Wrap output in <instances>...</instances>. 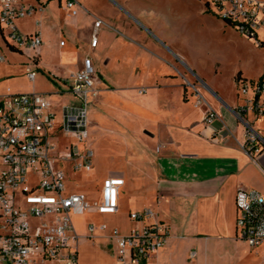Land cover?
I'll return each instance as SVG.
<instances>
[{"label": "crops", "instance_id": "1", "mask_svg": "<svg viewBox=\"0 0 264 264\" xmlns=\"http://www.w3.org/2000/svg\"><path fill=\"white\" fill-rule=\"evenodd\" d=\"M66 1L28 2L27 4L35 5L37 9L33 14L16 20V25L22 32L40 33L43 44L38 50L32 49L31 66L53 78L54 84L51 86L52 91L37 90L35 83L33 90L13 92H39L46 95L56 113L54 139L59 149L64 150L72 139L58 132L62 108L76 105L79 101L71 90L70 76L79 70L84 57L89 55L97 70L100 94H103V108L93 113L91 130V107L89 110L88 140L90 138L91 148L92 145L96 147V164L103 156L108 155L101 144L103 136L99 134L103 132V124L113 121L117 123L118 138L122 144L119 153L112 157L111 165L117 171L102 178L99 187L96 182L82 186L76 178L78 175L88 176L95 171L93 158L90 172H69L66 180L68 190L83 192L90 202H95L100 199L101 188L107 177L122 178L117 213H120L123 206L122 195H129L133 200L131 203L135 205V209L128 212L129 220L130 212L145 209L152 211L143 220H131L136 222V227L163 223L168 228L165 246L154 253L146 264H180L179 256L184 249V257L190 256V260L197 256L198 250L195 248L205 252L209 260V252L215 251L216 257L221 258L227 256L223 254L228 253L227 247L249 246L238 237L235 195L240 188L255 189L264 195V115H247L248 121L263 139L262 149L249 155L244 149L245 124L234 112L243 104L236 85L237 78L235 77L234 95L226 93L215 83L206 82L203 73L193 62V55L190 58L180 47L179 43L184 39L182 25L172 29L173 26H168L169 23L158 21L156 13L137 6L134 0H106L107 5L103 9H98L93 0H75L76 15L64 9ZM56 3L68 13L58 23L52 24L50 13L54 12L53 6ZM121 12L128 15L129 19H123ZM204 12L207 10L204 9ZM96 19H101L103 23L98 31V44L91 48L90 38ZM84 22L89 23L91 32L84 31ZM56 27L60 30V36L66 34L64 43L61 44L60 41L58 56L51 53V30ZM102 27L105 30H101ZM100 31L103 33L101 40ZM125 45L123 52L127 56L133 54L134 62L137 63L134 65L136 70L131 72L129 82L116 85L115 81L99 73L97 66L101 70L116 69L111 53ZM27 49L30 48L16 51L23 53ZM167 51L176 58L177 64ZM42 54H45V59L41 62ZM97 56H101V59L97 60ZM7 68L5 61L0 63V77L6 74ZM189 75L194 79L190 80L191 83L196 85L205 100L219 114V118L211 124L204 122L205 104L197 105V95L193 88L184 85L185 77ZM173 86L177 88L176 100H172L169 96L171 94H168ZM11 87L18 89L19 86L11 80ZM54 96H68V99L55 102L52 99ZM140 108L161 117L162 120L157 125H162V128L152 131L141 129L137 132V110ZM133 123L136 129L127 131ZM72 183L74 185L69 186ZM114 227L121 231L118 226L107 228V232L100 231L113 246L110 235ZM74 228L81 237L75 225ZM192 252L195 253L193 257ZM175 256L179 261L175 260Z\"/></svg>", "mask_w": 264, "mask_h": 264}, {"label": "built area", "instance_id": "2", "mask_svg": "<svg viewBox=\"0 0 264 264\" xmlns=\"http://www.w3.org/2000/svg\"><path fill=\"white\" fill-rule=\"evenodd\" d=\"M208 7L226 24L264 49V0H209ZM75 0H67L64 9L76 15ZM35 5L20 0H0V37L13 50H38L43 41L38 31L24 33L16 20L33 14ZM96 19L90 46L98 44L102 24ZM64 42L62 41L61 44ZM6 59L0 47V63ZM26 75L34 81L37 72L26 67ZM71 90L79 101L64 106L58 128L71 138L64 150L59 149L53 131L56 113L45 94L0 91V264H79L78 241L72 216L94 209L99 214L119 211V188L123 179L107 177L100 199L90 202L80 191L68 190L69 172H90L94 151L88 143L89 110L100 94L97 70L91 56L86 55L82 66L72 73ZM243 104L235 112L246 127L244 149L252 155L259 152L263 139L248 121L249 113L264 115V78L236 79ZM197 95V105L204 103V122L219 118L217 111L205 100L196 85L190 84ZM239 89H242L244 96ZM236 227L238 237L251 248L264 243V195L255 189L237 190ZM151 209L130 212L131 220H143ZM106 225L99 229L104 231ZM89 224L90 233L95 231ZM168 228L154 223L143 228H131L122 233L114 227L110 238L114 242L116 264H146L165 246ZM195 255L191 253V257Z\"/></svg>", "mask_w": 264, "mask_h": 264}, {"label": "rangeland", "instance_id": "3", "mask_svg": "<svg viewBox=\"0 0 264 264\" xmlns=\"http://www.w3.org/2000/svg\"><path fill=\"white\" fill-rule=\"evenodd\" d=\"M25 2H35L36 0H24ZM58 1V0H56ZM137 6L152 10L158 16V21L169 23L168 26L182 25L183 41L180 42V47L189 54L193 55L194 63L197 68L203 73V78L206 82L215 83L223 91L228 94L234 95L235 93V77L238 73L248 80H258L264 78V49L257 47L254 42L240 34L235 28L227 25L223 20L218 17L208 7L207 1L209 0H134ZM93 4L98 9H103L107 5L106 0H93ZM54 12L50 13V23H58V20L64 18L68 12L61 8L58 3L54 6ZM207 10V12H204ZM151 13V14H154ZM122 18L129 19V16L124 12H121ZM104 25V24H103ZM84 31L91 32L92 28L89 23L83 24ZM105 30L104 27L101 30ZM112 30V29H110ZM51 49L52 55L58 56L60 53L59 44L60 41L66 40V34L60 36V30L52 28ZM103 36L102 31L99 32V38L101 40ZM0 47L5 54V64L8 68L5 71V75L0 77V91L6 92L7 88L10 90L21 92L27 89L33 90L36 85L37 90H51V86L54 84V79L48 77L47 74H43L41 70L37 69V76L34 81H31L27 75L25 68L31 65L30 56L33 54L32 49H27L23 53L13 50L9 47L0 37ZM125 46L116 48L111 54V58H114L113 65L117 66L116 69L101 70L98 66L99 73L101 72L104 77L115 81L116 85L124 84L130 81V74L135 71L134 65H137L133 57V54L125 55ZM162 47V46H161ZM164 50L166 49L163 47ZM167 50V49H166ZM169 52V51H167ZM170 54V52H169ZM171 55V54H170ZM114 56V57H113ZM175 64H177L176 58L171 55ZM45 59V54L41 55V62ZM97 60L101 59V56L96 57ZM97 65V62H95ZM10 74H7L9 73ZM185 73V72H183ZM10 80V81H9ZM11 80L19 86L18 89L11 87ZM194 80L192 75L185 77L184 85L193 84ZM5 81L8 83L5 84ZM36 83V84H35ZM140 85V82H137ZM35 84V85H34ZM12 88V89H11ZM170 88V87H169ZM244 96L242 89H239ZM52 91V90H51ZM168 94L172 100H176L177 88L175 86L168 90ZM103 94L96 98L91 106L90 114V126L89 130L93 128L91 120L93 113L101 111L103 104L101 98ZM242 99L244 97H241ZM55 102L65 101L68 96L58 98L54 96L52 98ZM244 100V99H243ZM152 113V111H150ZM149 110L140 108L137 110V132L141 129H152L158 126L157 123L161 122V117L154 116ZM152 116L151 118L149 117ZM156 115V114H155ZM114 117H116L114 115ZM156 119V120H154ZM116 122H109L103 124V132H99L103 136L102 147L106 149L98 164L97 152L95 145L92 148L95 152V171L90 175H78L76 178L80 182V185L85 186L86 183H94L100 185L102 178L109 176L110 172H116L117 169L113 168L112 157L121 150L122 144L118 138L119 129ZM131 131L136 129L133 123L129 128ZM90 144V138L88 140ZM74 184H69L73 186ZM97 189V188H96ZM133 200L129 195H122L121 203L122 209L117 215H99L94 211L87 210L83 214L72 216L73 223L77 231L82 235L78 241V255L80 264H116V251L113 243L105 238V235L100 233L99 227L105 224L107 227L104 232H107V228L111 226H118L122 232L127 233L131 228L136 227V222L129 220L128 212L130 209H135ZM89 223L94 224L96 227L95 233H89L87 225ZM197 256L190 260V256L184 257L183 250L180 260V264H264V244L258 248H251L249 246H239L237 248L227 247L228 253L226 257H216L217 252H209L206 258L205 252H200L199 248ZM177 261V263H178ZM176 264V262L174 263Z\"/></svg>", "mask_w": 264, "mask_h": 264}, {"label": "trees", "instance_id": "4", "mask_svg": "<svg viewBox=\"0 0 264 264\" xmlns=\"http://www.w3.org/2000/svg\"><path fill=\"white\" fill-rule=\"evenodd\" d=\"M241 76V74L240 73H238L237 75H236V78H238V77H240Z\"/></svg>", "mask_w": 264, "mask_h": 264}]
</instances>
